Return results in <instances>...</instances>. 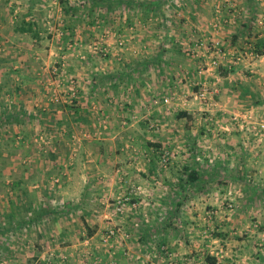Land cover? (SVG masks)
<instances>
[{"label":"rangeland","instance_id":"374dc122","mask_svg":"<svg viewBox=\"0 0 264 264\" xmlns=\"http://www.w3.org/2000/svg\"><path fill=\"white\" fill-rule=\"evenodd\" d=\"M38 1L41 3L34 15H49L41 19V51L34 55L30 50L22 55L27 57L23 67V61L8 63L6 46L0 47V264H119L124 248L151 257L150 245L139 250L136 237L132 242L123 231V218L127 219L131 207L141 203L137 185L129 180H87L78 170L87 158L85 147L80 148L79 143L85 145L88 138L71 125L76 79L87 80L91 68L86 57L93 54L92 63H101L109 55L104 45L112 39L116 46L137 45L142 49L138 57L162 54L161 64L172 58V75L175 80L179 78V83L188 67V80L182 86L186 90L179 92L188 103L176 104L181 99L175 100L178 109L192 112L184 117L183 124L188 128L200 125L204 113H211L207 109H230L226 117L229 120H221L219 125L226 122L233 127L230 138L235 139V150L219 140L217 132L210 136L213 142L208 151L199 147L197 140L193 145L198 149L184 145L182 137L175 138V146L170 147L164 132L161 140L152 142L155 151L150 150L159 158L163 175L157 185H165L164 179L169 178L165 170L174 156L198 159L208 152L214 166L204 167L208 170L206 177L195 183L167 180L166 187L197 191L187 193L183 199L184 208L189 210L183 218L188 222L179 229L181 234L192 243L197 237L210 239L218 233L224 234V239L237 237L240 243H246L242 250L248 260L250 256L261 257V253L264 259V76L253 77L248 66L259 56L256 45L264 48V0ZM110 27L127 29L120 36ZM180 28L186 31L184 36L179 35ZM181 38L187 42L182 44ZM166 43L175 51H167ZM75 44H91L95 51L75 52ZM176 47L180 53L170 55L168 52L178 51ZM120 54L124 53L115 48L110 58L118 59ZM37 56L41 64L36 62ZM212 60L218 64L212 65ZM220 67L228 70L227 76L220 74ZM201 71L210 74V79H201ZM19 86L27 90L25 95L31 100L47 104V112L41 114V106L29 114L16 110L13 103L19 104L20 97H14V92ZM101 146L106 158L119 154L115 143ZM164 156L168 157L166 164ZM93 168V164L88 169L83 167L84 171ZM121 183L125 184L126 194L113 191ZM152 186L156 187L154 182ZM124 197L135 204L118 213L116 203ZM110 230L114 234L109 237ZM90 231L92 235L88 236ZM133 231L127 229L126 233L134 235L138 227ZM217 244L204 252L215 255ZM190 250L192 255L197 252Z\"/></svg>","mask_w":264,"mask_h":264},{"label":"crops","instance_id":"0c3cea01","mask_svg":"<svg viewBox=\"0 0 264 264\" xmlns=\"http://www.w3.org/2000/svg\"><path fill=\"white\" fill-rule=\"evenodd\" d=\"M40 3L41 1L38 0H0V38L7 37V40L6 38L0 39V47L1 44L6 46L4 52L7 53L8 51L10 55L9 58L7 57L8 63L23 61L21 66L24 67L27 62L24 60L27 57H22V55L30 53L28 52L30 50L33 51L34 55L41 51V40L39 38L44 33L41 29V19L45 20L49 15L43 13L40 16L41 18L34 15V9L36 10ZM35 21L39 24V27L36 26ZM110 28L114 29V27ZM126 29V27H119L115 29L116 34L121 36ZM185 32L181 28L179 29V35H183ZM173 35L175 36L176 32ZM169 36V41L173 43L175 39L171 37V34ZM188 38L190 37L188 36ZM181 39L183 40H181L182 44L187 42L184 38ZM112 40H108L107 45H104L107 46L109 55L103 58L101 63H92L93 61H91V58L94 57L92 54L95 51L94 43L93 45L81 44L80 46L75 44L73 49L75 52L80 49L92 52V55H88L85 61L86 64H89L91 70L85 76L87 80L76 79L75 89L77 92L73 96L76 103L70 106V115L73 117L72 128L76 129L77 132L81 130V136L88 138L85 145L79 143L80 148L85 147L84 150L87 156L80 164V169H78L82 174H85L83 178L87 180L95 178L129 180L138 187L137 197L139 198L138 202L141 201V203L134 208L131 207L127 219L123 218V231L126 239L130 237L129 240L132 241V238L136 237L135 245L139 246V250L143 251L145 247L150 245L151 257L143 252L132 254L124 248L123 253H121L123 260L118 261V263L199 264L201 261L203 264H213L211 259L215 258L217 262H214V264H264L262 253L261 257H258V255L250 256L249 261V257L242 250V244L246 243H240L237 237L230 236V240L224 239V234L218 233L216 236L211 235L210 239L197 237L196 241L192 243L191 239H186L181 234L182 231L179 229L182 223L188 222L184 219L187 218L189 210L184 208L183 199L187 193L197 194V191H193L192 188L184 190L177 186H167V188V180L173 182L176 178L177 180L187 181L188 174L193 169L199 173V178L206 177L208 170L205 171L204 167L214 166L212 158L208 157V152L203 157H198V159L193 157L179 159L174 156L168 161L170 166L165 170L166 176L169 177L167 180L164 179L165 185L161 186L162 183L159 186L157 185V181L163 175L160 172L162 167L159 165V158L151 153L150 149L153 150L155 145L152 142L161 140L164 132L167 137L166 142L170 147L175 146L174 143L177 142L175 138L182 137L184 145L195 147L193 144L197 140L198 146H204L208 151V146L212 145L213 142L210 139L216 135L214 132H217L218 136H222L218 139L223 141L229 149L235 150V139L230 138L232 137L230 134L233 132V127L226 125V122L223 123V126L219 125L221 120L222 122L229 120L226 117L230 115V109L227 108L217 112L213 109H207L210 110V115L204 113V118L199 120L200 125L193 129L188 128L184 125L186 123L183 124L184 117L189 116L192 112L188 109H178L175 106L177 98L181 101L176 104L188 103L187 99L179 94L180 91L186 90V87L182 86L188 80L187 74L190 72L188 67H186V70L184 68L185 72L180 75L181 83H179L177 81L179 78L175 80V76L172 75L171 69L174 67L172 58L164 59L161 64L160 61L164 56L162 54L151 55L150 53L147 57L146 55L138 57L142 49L137 45L127 47L126 44H121L116 46L117 44ZM26 41H28V44H26ZM166 42H168V39ZM165 47L167 51H175L174 46L169 43H166ZM115 48H118L124 54H120L118 59H111L110 56ZM162 49L164 50V47ZM178 51L168 53L173 56L180 53V50ZM35 60L36 62L38 60L37 63L41 64L38 56ZM41 60L43 61V59ZM183 63L179 64L181 68H183L181 66ZM149 64L151 65L150 68L148 67ZM77 66L78 64L75 62V67ZM248 66L250 72H254L253 77L264 76V54L259 55ZM210 69L211 67L208 68V70ZM201 72L204 73V75H201V79L206 81L210 79V74L206 75V71ZM235 81L238 83L237 80ZM235 81H232V83H235ZM261 82L264 83V78ZM252 84L254 86V83ZM24 91L19 86L14 92V97H20L19 104L15 105L13 103L16 110L29 114L34 112L37 109L36 107L41 106L39 112L41 114L47 112H44L48 106L47 104L41 103V101H38L39 99L31 100L28 94L25 95L27 90L24 89ZM165 98L168 100L167 103H165ZM183 111L187 114L179 116V113ZM224 136L226 138H223ZM112 143L117 146L119 154L106 158L107 156L101 154L104 150H102L103 147H100V144L111 146ZM90 144L94 149L91 150ZM140 147L141 150H139ZM199 147L195 148L198 149ZM134 148H137V150H134ZM93 156L96 157L92 158ZM244 158L243 162L246 163L247 156L245 154ZM92 164L94 166L92 170L84 171L83 167L88 169ZM100 172L101 174H99ZM153 182L156 187H149ZM104 188L107 189V187ZM113 191L118 194H126L125 184L121 183L120 187L116 186ZM180 213L184 215L178 216L177 214L180 215ZM137 227L138 232L135 231ZM127 229L134 230V235H132V232L126 233ZM217 242L219 244L215 246L218 247V251L215 255L204 252L207 248H212L213 244ZM191 243L192 245H189ZM191 248H193V252L194 250L197 251L193 255ZM205 254L207 255L204 256ZM246 260L247 263H243Z\"/></svg>","mask_w":264,"mask_h":264},{"label":"trees","instance_id":"16d2710c","mask_svg":"<svg viewBox=\"0 0 264 264\" xmlns=\"http://www.w3.org/2000/svg\"><path fill=\"white\" fill-rule=\"evenodd\" d=\"M256 47H257V53L259 54V55H262V54H264V48H258V46L256 45ZM220 74L221 75H223V76H227V74H228V70L226 69V68H224V67H220ZM187 114V112H185V111H183V112H180L179 113V116H185ZM198 179H199V173L197 172V171H195L194 169L192 170V171H190L189 172V174H188V179H187V181H188V183H195L196 181H198ZM43 214V212H41V215ZM92 235V232L90 231L89 233H88V236H91ZM210 257V256H209ZM208 257V258H209ZM211 261H212V263L214 264V262L216 263L217 261H216V259L215 258H213V259H211Z\"/></svg>","mask_w":264,"mask_h":264},{"label":"built area","instance_id":"2783aa9c","mask_svg":"<svg viewBox=\"0 0 264 264\" xmlns=\"http://www.w3.org/2000/svg\"><path fill=\"white\" fill-rule=\"evenodd\" d=\"M212 65H217L218 64V61L217 60H212ZM205 94L204 90L200 92V95L203 96ZM262 128H264V124L262 125ZM163 163L166 164V162L168 161V157L164 156L163 158ZM129 202V197H124V199H121L119 200L117 203H116V211L118 213H124V211H126L127 207L129 205H134L135 203H130ZM114 234V231L113 230H110V233L108 234V236L110 237L111 235Z\"/></svg>","mask_w":264,"mask_h":264}]
</instances>
